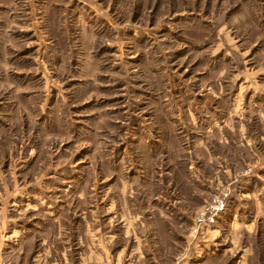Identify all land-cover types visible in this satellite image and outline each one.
<instances>
[{"label":"rangeland","instance_id":"1","mask_svg":"<svg viewBox=\"0 0 264 264\" xmlns=\"http://www.w3.org/2000/svg\"><path fill=\"white\" fill-rule=\"evenodd\" d=\"M195 115L223 126L212 162L195 156L209 189L191 181ZM136 177L168 207L139 264H264V0H0V222L103 208ZM231 183L201 251L196 213Z\"/></svg>","mask_w":264,"mask_h":264},{"label":"crops","instance_id":"2","mask_svg":"<svg viewBox=\"0 0 264 264\" xmlns=\"http://www.w3.org/2000/svg\"><path fill=\"white\" fill-rule=\"evenodd\" d=\"M201 118L209 119L206 115ZM197 120L199 117L196 116L195 132H192L195 138H192L191 181L209 189L204 184L207 179L200 173H195V156L208 164L212 162L211 140L215 138V134H220L219 130L223 126L219 124V127L207 126L204 129L196 124ZM221 137L222 141L220 138L219 142L227 143L228 137ZM231 170L226 167L223 177H231ZM137 185L136 177L131 180V186L128 185L130 187L127 190L119 189V185H115L117 189H114L113 185L114 190L104 191L102 199L107 197L108 203L103 208L97 205L91 208L85 204L84 207L77 206L73 210L64 204H50L42 212V220L33 223L4 216L0 222V264H101L105 261H112L114 264H139L147 253H151L148 247L150 229L160 228L159 225L164 224L161 220H156V217L153 218L152 214H164L168 207L150 206L148 201L155 203L159 197L162 198L161 194L152 198L149 192L139 193ZM82 192H79V198L84 197ZM67 193L64 189L63 195L67 196ZM84 199L87 200V193ZM19 208L16 206L10 212L19 214ZM10 212L8 210L5 214ZM183 212L180 209V214ZM73 214H76L75 217ZM218 223L204 234L199 243L203 247L201 251L209 250L214 244L217 238L215 234L220 232ZM240 257V263H243L247 261L249 254H242Z\"/></svg>","mask_w":264,"mask_h":264},{"label":"built area","instance_id":"3","mask_svg":"<svg viewBox=\"0 0 264 264\" xmlns=\"http://www.w3.org/2000/svg\"><path fill=\"white\" fill-rule=\"evenodd\" d=\"M253 174V169L251 167L246 168L243 172L237 175L234 180L235 183L239 182V179L247 178ZM232 183L221 185L215 188L214 193L210 196L207 202L202 206V208L196 213L195 223L193 228V238L195 240L200 236H204L208 229L215 226L219 219L223 216L226 211L227 203L232 196L233 189ZM104 264H112L107 261Z\"/></svg>","mask_w":264,"mask_h":264}]
</instances>
